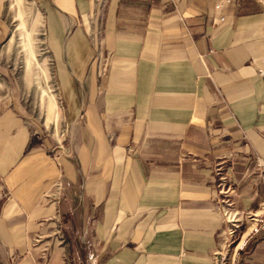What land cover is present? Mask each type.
I'll return each mask as SVG.
<instances>
[{
  "label": "crops",
  "instance_id": "0c3cea01",
  "mask_svg": "<svg viewBox=\"0 0 264 264\" xmlns=\"http://www.w3.org/2000/svg\"><path fill=\"white\" fill-rule=\"evenodd\" d=\"M34 1L61 136L9 80L0 264H264V0Z\"/></svg>",
  "mask_w": 264,
  "mask_h": 264
},
{
  "label": "rangeland",
  "instance_id": "374dc122",
  "mask_svg": "<svg viewBox=\"0 0 264 264\" xmlns=\"http://www.w3.org/2000/svg\"><path fill=\"white\" fill-rule=\"evenodd\" d=\"M3 9V0H0ZM10 39L1 48L0 83L9 80L26 118L43 134L60 137V108L48 67L45 23L34 0H6ZM231 253V252H230Z\"/></svg>",
  "mask_w": 264,
  "mask_h": 264
},
{
  "label": "built area",
  "instance_id": "2783aa9c",
  "mask_svg": "<svg viewBox=\"0 0 264 264\" xmlns=\"http://www.w3.org/2000/svg\"><path fill=\"white\" fill-rule=\"evenodd\" d=\"M234 0H220L219 3L215 6V14L216 16L214 17V20L216 22L219 21H223L224 20V16L221 14V12L223 10H225L226 8H228L229 6L232 5ZM223 168L222 167H218L217 168V174H218V183H217V188H219V193L222 196H226L228 194V192L230 191V188H228V176L227 174H223ZM226 206H230L231 204L229 202H225ZM223 215L224 217H226V219L228 220V222L231 224V228H230V235L232 238H235L237 235V229L240 228V226L238 225V222L235 221V217H231L230 213L228 212V210L226 209L225 211H223ZM259 218L258 216L251 217V220L254 221H258ZM259 222V221H258ZM259 230L264 231V221L259 222L258 225ZM231 244H228V248L226 250V252H219L220 255V259H216V264H239L238 261H230L228 258L230 256V246Z\"/></svg>",
  "mask_w": 264,
  "mask_h": 264
}]
</instances>
